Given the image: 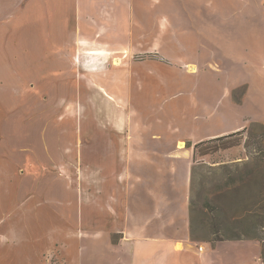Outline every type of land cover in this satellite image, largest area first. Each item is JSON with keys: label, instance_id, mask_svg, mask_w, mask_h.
Returning a JSON list of instances; mask_svg holds the SVG:
<instances>
[{"label": "crops", "instance_id": "0c3cea01", "mask_svg": "<svg viewBox=\"0 0 264 264\" xmlns=\"http://www.w3.org/2000/svg\"><path fill=\"white\" fill-rule=\"evenodd\" d=\"M259 26H264V0H0V91L30 89L35 84L33 76H40L43 89L62 90L64 82L59 80L60 76L73 74H76V94L98 88L106 97L105 106L110 112L118 109L123 119L118 121L112 113L106 115L110 128L104 130L90 118L85 135L77 126L76 150L87 137L90 153L95 156H157V162L126 163L121 169L123 173L116 174L113 180L127 186L130 170L146 172L132 181L136 197L152 205L153 219L164 220L167 213L172 214L170 223L184 224L180 232L168 227L170 223L156 229L107 226L89 229V236L82 239L78 235L83 230L77 224L56 230L49 224V214L43 206H50L58 218L65 220L67 215L60 203L72 196L62 182L63 175L55 178L57 187L64 186V191H59L56 185L51 188L48 185L55 182V173L46 172L39 180V190L33 187L35 193L25 203L37 207L34 215L39 226L28 228L20 222V227L10 228L20 243L4 246L3 251L8 253L3 263L39 264L45 248L54 242V247L72 263L69 249L64 252L63 244L75 243L80 256L82 241L97 243L104 239V245L94 247L103 248L101 251L112 258V264H263V246L258 240L205 241L204 246L198 241L191 242L188 187L197 144L244 132L251 123L264 124V119L251 113L239 121L228 115L241 108L246 111L249 98L258 92L264 101V32L258 30ZM140 55L149 60L160 57L183 75L203 80L216 78L212 86L207 81V87L208 91L222 87L219 95L200 102L205 107L202 133L184 131L181 124L169 125L165 132L154 131L150 126L151 131L144 132L143 126L129 120L130 86L139 85L143 72V62L135 60ZM90 57L109 61L92 67ZM82 58L86 59L83 63ZM114 59L120 61L119 66L113 64ZM114 71L121 75L120 85L112 82ZM81 77L92 82H82ZM45 78L52 80L44 83ZM242 87L245 91L236 100L234 92ZM13 117L4 115L0 119V138L22 140L42 165L51 138L60 139L65 147V132L51 125L46 115L27 123ZM78 122L81 124V120ZM180 142H184V150L179 149ZM62 164L60 161L58 167L64 171L66 166ZM35 175L33 172L30 177L34 179ZM142 186L150 193L141 190ZM72 199L76 203V211H72L77 223L86 206L82 209L77 195ZM92 209L90 205L91 212ZM26 219L21 211L9 224ZM0 230L1 236L11 239L7 228ZM113 234L119 235V239L109 242L108 236ZM248 242H257L259 251L251 254V246H256Z\"/></svg>", "mask_w": 264, "mask_h": 264}, {"label": "rangeland", "instance_id": "374dc122", "mask_svg": "<svg viewBox=\"0 0 264 264\" xmlns=\"http://www.w3.org/2000/svg\"><path fill=\"white\" fill-rule=\"evenodd\" d=\"M258 30L264 32V26H259ZM115 60L113 64L119 66L120 64H115ZM135 60L143 62L141 64L143 72L140 74L139 85L130 86L132 93L130 92V106L128 107L129 120L139 123L141 128L143 126L144 132H150V126L154 131L165 132L169 125L181 124L184 131H192L196 135L202 133L201 120L205 107L200 105V102L219 95V89L222 87L212 88V91H208L207 87V81L212 86L216 78L209 77L203 80L177 73L170 63L160 57L149 60L146 55H140ZM81 61L83 63L86 59L82 58ZM88 61L93 67L105 61L108 62L109 59L90 57ZM107 65L111 66L110 63ZM116 72L114 71L112 75V82L120 85L121 75ZM33 77L35 84L30 89L0 91V119L8 115L20 118L27 123L30 120L38 121L46 115L51 125L54 124L55 128L58 127L65 132L66 145L64 147L60 139L51 138L48 141L49 153L45 155L42 165L38 156L30 153L22 140L0 138V228L2 230L7 228L11 237L9 239V236H1L0 232V244H2L0 245V264H4V258L7 256L5 254L8 253L3 251L4 246L9 244L14 247L20 243L15 236V231H10V228L16 229L22 223L28 228L39 226V220L34 215L37 207L28 206L25 203L35 193L33 187L39 190V180L46 172L55 173L54 180L63 175L65 181L62 182L65 183L68 194L72 198L78 196L82 201V209L86 206V212L76 223V214L74 215L76 203L72 198H64L60 203L64 214L67 215L65 220L58 218L53 208L50 206L46 208L44 205L43 210H47L49 214L48 222L56 230L63 225L64 228L69 229L76 227L77 224L83 230L78 235L82 239L87 238L89 236L87 231L94 228L104 229L107 226L123 228L138 225L156 229L163 227L164 224L168 225L172 221V214L166 213L164 220L153 219L152 205L142 201V198L138 199L135 195L136 187L132 181L137 175H146V172L138 173L136 170H130L127 186L115 183L113 180L116 174L123 173L121 169L126 163L132 165L138 162H157V156H106L105 154L95 156L90 153L87 137L83 144L77 146V148L81 147L76 150L77 126L81 134L85 135L88 131L87 121L90 118L100 126V129L104 130L110 128V121L106 115L112 113L118 121L123 119L118 109L114 108L110 112L105 106L106 97L103 92L93 87L91 90L76 94V74L60 76L59 80L64 82L62 90L43 89L40 76ZM256 79L259 84L262 83L258 77ZM50 80L52 79L45 78L44 83ZM81 81L92 82L87 77H81ZM36 83L39 84L36 85ZM244 91L243 87L237 89L234 92L235 99L239 100ZM258 93L249 98L246 111H242L241 108V111L238 109L230 111L228 115L237 117L238 121L248 113L264 119V101H261L262 96ZM194 100L197 104H194ZM228 106L229 104L225 105L227 111ZM7 118L9 117H5ZM78 120H81V124ZM184 131H182L183 134L186 133ZM3 148L8 151L5 153ZM204 150L213 153L208 155L199 153L194 158V163L190 168L191 177L188 186L190 203L192 201L194 210L196 236L202 240L198 243L204 246L207 244L205 240H211L212 234L217 231L232 236L258 234L264 239V124L251 123L242 135L234 136L225 142L204 146L201 151ZM60 161L64 163L62 165L66 166V170L62 171L58 167ZM33 172L36 173L34 179L30 177ZM66 176H70L68 180ZM48 185L50 188L56 185V180ZM57 185L56 190L64 191V186L57 187ZM17 189L18 193H16ZM141 190L150 193L146 186H142ZM90 205H93V212L89 210ZM21 211L25 212L28 219L15 220V223L9 224L12 218ZM215 223L217 224L214 225ZM168 227L180 232L184 229V224L176 221L170 223ZM177 236L180 237V235ZM100 237L105 236L101 233ZM190 238L191 242H197L192 239L191 235ZM118 239L117 234L108 236L109 242H116ZM105 243L104 239L98 240L97 243L85 239L81 242L83 250L80 256L77 254L78 249L75 243L70 246L63 244L64 252L69 249L68 253L72 257V263L69 258L62 256L61 252L51 243L53 246L45 248L46 252L40 257L39 264H112V258L101 251L103 248L94 247L95 244L104 245ZM248 243L256 246L255 248L251 246L253 249L251 254L259 251L257 242ZM15 264H20V262H15Z\"/></svg>", "mask_w": 264, "mask_h": 264}, {"label": "trees", "instance_id": "16d2710c", "mask_svg": "<svg viewBox=\"0 0 264 264\" xmlns=\"http://www.w3.org/2000/svg\"><path fill=\"white\" fill-rule=\"evenodd\" d=\"M245 132H246V130L244 132L237 133V134H234V135H231V136H228V137H222V138L209 140V141H205V142L197 144L195 146V148H194V158L199 153L201 155H208V154L213 153L212 151H209V150H204L202 152L201 151L202 147L210 145V144H216V143L228 141L230 138H232L234 136H237V135H242ZM206 207L208 208L209 206H206ZM190 215H191V226H190L191 237H192V239L194 241H202L200 238H197V236H196V230H195V227H194V210H193L192 201L190 203ZM216 224L217 223H215L214 225H216ZM256 226H257V228L259 227L258 224ZM263 229H264V227H263ZM224 233H221L220 231L214 232L212 234L213 238L211 240H205V241L214 242L215 243V242H222V241L258 240V241H260L262 243V246H263L261 259H262L263 264H264V239L261 236H259L258 234L257 235H250V234H244V235L238 234V235H236L235 234L234 236H232V235H229L227 233H225V234Z\"/></svg>", "mask_w": 264, "mask_h": 264}, {"label": "bare ground", "instance_id": "6f19581e", "mask_svg": "<svg viewBox=\"0 0 264 264\" xmlns=\"http://www.w3.org/2000/svg\"><path fill=\"white\" fill-rule=\"evenodd\" d=\"M115 64L116 65H119L120 64V61L118 59H116L115 60ZM178 147H179V149L184 150L185 149L184 142H180Z\"/></svg>", "mask_w": 264, "mask_h": 264}, {"label": "built area", "instance_id": "2783aa9c", "mask_svg": "<svg viewBox=\"0 0 264 264\" xmlns=\"http://www.w3.org/2000/svg\"><path fill=\"white\" fill-rule=\"evenodd\" d=\"M202 250V248H200Z\"/></svg>", "mask_w": 264, "mask_h": 264}]
</instances>
